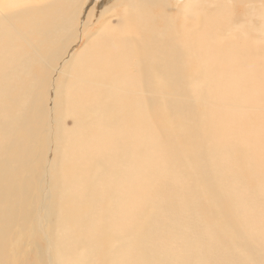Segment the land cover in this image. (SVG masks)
Wrapping results in <instances>:
<instances>
[{"label":"bare ground","instance_id":"bare-ground-1","mask_svg":"<svg viewBox=\"0 0 264 264\" xmlns=\"http://www.w3.org/2000/svg\"><path fill=\"white\" fill-rule=\"evenodd\" d=\"M82 1L0 0V264H264V0Z\"/></svg>","mask_w":264,"mask_h":264},{"label":"rangeland","instance_id":"rangeland-1","mask_svg":"<svg viewBox=\"0 0 264 264\" xmlns=\"http://www.w3.org/2000/svg\"><path fill=\"white\" fill-rule=\"evenodd\" d=\"M254 0H247V2H253ZM106 2H108V0H83L81 2V4L79 5V9L77 10L78 12H76L77 14V21H78V25L79 27L81 28V26L84 24L85 25V31L87 32V35H91V34H94L95 33V28L98 26V20H97V15H96V11L95 9L99 6V7H103L106 5ZM233 7V10L236 14L237 10H238V15H241L244 13L246 14L248 12V9L246 7V9L244 10L243 7H240V6H232ZM240 7V8H239ZM252 8H255L253 6H251ZM239 9H242V12L239 10ZM244 10V11H243ZM241 12V13H240ZM107 17H108V14H107ZM115 19V18H113ZM112 24L114 26H116L118 24V21L117 20H114V22H112ZM97 34L93 35L90 39H87V36L86 35H83L81 36L77 42L75 43L74 45V50L72 53L74 52H80L81 50L85 49L90 41L96 37ZM70 59V56L66 55L64 56V58H62L60 60V63L64 62L63 60H69ZM63 71V69H62ZM62 71H59V70H55V73L52 75V76H49L48 79H54L55 76H59L60 74H62L63 72ZM260 82H264V80H260ZM46 87L43 86L41 87V90H44ZM51 100H54V98H52ZM262 104L264 105V103L262 102ZM254 109H252L253 111ZM71 123V125H70ZM66 126L69 127V128H72L74 126V121L72 119H67V121L65 122ZM38 141H41L43 144L46 143V141L48 142V137H45L43 135V133H40L38 135ZM161 175V174H159ZM171 187H175V184L173 182V184H171ZM27 240H29V243H27L25 245L26 247V250L27 252H30L31 253V250L32 251H35L36 250V242H37V237L35 239H33L31 237V234L29 233L26 237V239L23 241V244L25 242H27ZM34 256V254L32 255Z\"/></svg>","mask_w":264,"mask_h":264}]
</instances>
